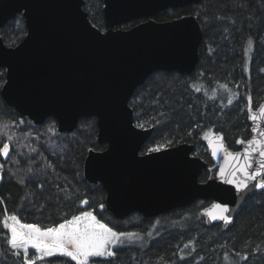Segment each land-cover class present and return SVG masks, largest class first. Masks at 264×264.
Returning a JSON list of instances; mask_svg holds the SVG:
<instances>
[{"label":"trees","instance_id":"16d2710c","mask_svg":"<svg viewBox=\"0 0 264 264\" xmlns=\"http://www.w3.org/2000/svg\"><path fill=\"white\" fill-rule=\"evenodd\" d=\"M83 9L89 21L104 31L103 0H84ZM186 15L194 16L202 30L194 70L151 74L134 90L129 106L137 127H152L141 154L157 145L167 148L186 142L210 166L205 134L221 133L231 150L239 149L237 141L250 137L247 97L252 98V109L264 100V0H200L166 9L152 19L165 22ZM143 20L115 28L127 29ZM25 34L21 14L0 27L9 47ZM4 81L5 69L0 68V90ZM224 84L231 92L220 87ZM9 135V155L0 158V219L6 209L22 222L47 228L89 211L114 231L138 234L114 249V258H91L89 264H264V190L242 205L229 227L206 223L204 208L210 200L204 199L156 217L131 213L117 219L105 209L101 184L89 183L83 176L88 150L105 148L96 141L95 117L81 118L73 131L61 133L53 118L35 125L0 95V146ZM207 175L206 168L198 180L204 182ZM85 199L88 204L81 203ZM9 236L0 225V264H20L7 243ZM46 260L75 264L58 256Z\"/></svg>","mask_w":264,"mask_h":264},{"label":"water","instance_id":"95a60500","mask_svg":"<svg viewBox=\"0 0 264 264\" xmlns=\"http://www.w3.org/2000/svg\"><path fill=\"white\" fill-rule=\"evenodd\" d=\"M199 1L103 0L102 31L89 21L84 0H0V27L21 14L26 28L13 47L0 36V68L5 69L2 99L35 125L53 118L61 133L73 131L81 118L95 117L96 141L105 148L88 150L83 176L89 183L101 184L105 209L117 219L131 213L156 217L204 199L210 200L204 208L206 223L229 227L242 205L264 190L250 185L237 192L220 175L222 168L231 166L225 162L224 150L243 153L246 142L264 129L259 112L264 100L247 112L250 137L239 143V149L231 150L221 133L209 136L218 148L214 156L206 141L210 166L186 142L140 153L152 127L134 124L129 106L134 90L158 71L191 73L202 39L200 24L192 15L165 22L152 17ZM137 19L145 20L127 29L115 28ZM251 115L258 119L251 120ZM257 124L260 129L254 133ZM254 159L259 160L258 153ZM206 168L207 178L200 182L198 176ZM215 205L229 208L230 223L212 219L219 214Z\"/></svg>","mask_w":264,"mask_h":264},{"label":"snow or ice","instance_id":"6c2138e0","mask_svg":"<svg viewBox=\"0 0 264 264\" xmlns=\"http://www.w3.org/2000/svg\"><path fill=\"white\" fill-rule=\"evenodd\" d=\"M248 44L251 47V39ZM220 87L227 89L226 84L220 85ZM195 90L200 91L201 88L196 87ZM227 90L231 92V89ZM247 99L251 113L252 98L249 96ZM228 103H232L231 95L228 98ZM259 112L260 118H264V105L259 106ZM249 118L253 121L258 119L256 115H251ZM138 127L143 128L144 125L140 124ZM258 129H260L259 124L255 125L252 131L256 133ZM217 138L222 139L221 137ZM204 139L209 140L215 156L218 148L213 145L207 133ZM10 141H12L11 135L7 136V140L0 146V155L5 158L9 155ZM237 142L245 143L243 140ZM246 145L243 153H232L225 149V162L231 166L227 170L224 168L220 170L222 182L234 186L237 192L248 189L250 185L264 189V129H260L258 136L254 135L246 142ZM163 147V145H157L148 151L160 152ZM221 147H223L222 144ZM256 153L259 155V160L254 159ZM2 168L3 165H0V169ZM253 181H255L254 185ZM81 203L88 204V200L85 199ZM215 207L219 209V214L213 215L212 219H219L225 224L230 223V217L227 215L229 208L221 205H215ZM0 225L10 234L7 243L12 254L20 258V264H37L38 261L42 264H51V261L46 258L57 256L69 258L75 264H89L90 258L108 260L117 255L114 249L123 246L125 240L138 237L136 233L114 231L89 211H83L80 215L73 216L56 227L42 228L35 223L22 222L16 214H7L5 209L4 216L0 219ZM149 234L151 235V233ZM30 249L34 250L31 255ZM225 259L228 257L226 256ZM93 264H97V262L93 261Z\"/></svg>","mask_w":264,"mask_h":264},{"label":"rangeland","instance_id":"374dc122","mask_svg":"<svg viewBox=\"0 0 264 264\" xmlns=\"http://www.w3.org/2000/svg\"><path fill=\"white\" fill-rule=\"evenodd\" d=\"M126 241V240H125ZM34 252V250L30 249V255ZM91 259V258H90Z\"/></svg>","mask_w":264,"mask_h":264}]
</instances>
